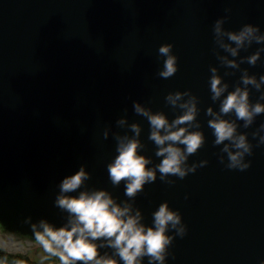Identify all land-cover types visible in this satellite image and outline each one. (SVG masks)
<instances>
[{
    "label": "water",
    "instance_id": "1",
    "mask_svg": "<svg viewBox=\"0 0 264 264\" xmlns=\"http://www.w3.org/2000/svg\"><path fill=\"white\" fill-rule=\"evenodd\" d=\"M223 16L229 17L228 30L250 23L264 32V0H0V222L6 229L30 234L22 223L28 216L62 224L64 214L53 206L57 184L82 164L92 174L87 187L126 199L124 185L114 188L108 178L106 165L116 144L112 136L103 138L105 128L125 134L128 130L116 125L123 116L141 123L148 145L143 154L159 163L147 139L148 122L134 113L132 103L174 119L177 113L165 97L191 90L200 98L198 119L207 143L189 163H209L182 180L171 177L175 185L159 179L146 185L136 206L149 225L165 201L180 211L188 231L175 237L167 264L264 261V145L246 157L250 168L230 170L219 162L207 127L206 109L219 110L208 81L210 67H220L213 24ZM165 43L173 44L179 57L178 72L169 79L157 75L165 59L158 49ZM259 47L253 44L241 56ZM241 67L264 75V54L256 66ZM226 71L232 70L220 67L222 76ZM239 77L238 71L225 76L229 90ZM259 95L252 90L253 102ZM261 123L264 114L250 128H240L253 145L251 133Z\"/></svg>",
    "mask_w": 264,
    "mask_h": 264
},
{
    "label": "clouds",
    "instance_id": "2",
    "mask_svg": "<svg viewBox=\"0 0 264 264\" xmlns=\"http://www.w3.org/2000/svg\"><path fill=\"white\" fill-rule=\"evenodd\" d=\"M228 18L223 16L213 24V51L220 67L232 71L222 76L220 67H210L211 100L219 102V110L209 106L205 115L210 117L207 127L214 137L213 146L219 147V162L227 169L245 171L252 163L246 157L253 155L254 147L264 145V123L251 133L257 140L256 145L249 140L248 132L240 131L241 126L250 128L257 117L264 114L261 102L264 101V75L251 74L249 68L241 66L254 67L260 62L264 54V32L250 23L238 31L228 30L225 28ZM253 44L261 47L253 54L241 56V51H247ZM173 48V44L165 43L158 49L159 56L165 58L162 70L157 73L160 78L169 79L178 72L179 57ZM237 71L239 80L234 89L229 90L231 85L225 82V76L235 75ZM253 89L260 93L256 102L252 100ZM165 102L177 113L174 119L164 111L154 112L140 101L132 103L134 113L148 122L147 139L159 163L143 154L148 145L141 139V123H129L127 116H123L116 120V125L128 132L114 133L111 127L103 132L105 140L112 136L116 144V155L106 165L109 181L114 188L124 185L126 199L121 202L108 189L87 187L92 174L87 165L82 164L78 171L57 184L59 191L53 206L64 214V222L57 225L46 217L33 222L32 216H28L22 223L30 226V234L9 232L0 222L3 228L0 252L16 255L38 248L57 264H144L145 258L148 264H167L175 237L186 236L187 225L180 211L174 210L167 201L152 213V224H146L136 199L145 192L146 185L157 179L169 186L175 185L176 180L171 177L182 180L209 161L189 163V158L207 143L198 119L200 98L191 90L175 91L165 97ZM239 122H243L242 125Z\"/></svg>",
    "mask_w": 264,
    "mask_h": 264
},
{
    "label": "trees",
    "instance_id": "3",
    "mask_svg": "<svg viewBox=\"0 0 264 264\" xmlns=\"http://www.w3.org/2000/svg\"><path fill=\"white\" fill-rule=\"evenodd\" d=\"M44 257H46V254ZM46 258L49 259L51 263L56 262L53 258ZM16 261H19L20 264H39L38 261L30 255V252L16 255L0 252V264H16Z\"/></svg>",
    "mask_w": 264,
    "mask_h": 264
},
{
    "label": "rangeland",
    "instance_id": "4",
    "mask_svg": "<svg viewBox=\"0 0 264 264\" xmlns=\"http://www.w3.org/2000/svg\"><path fill=\"white\" fill-rule=\"evenodd\" d=\"M30 252V255L38 261L39 264H51V261L44 257L45 253H43L42 249H38L35 251L33 248L28 249L27 253Z\"/></svg>",
    "mask_w": 264,
    "mask_h": 264
}]
</instances>
